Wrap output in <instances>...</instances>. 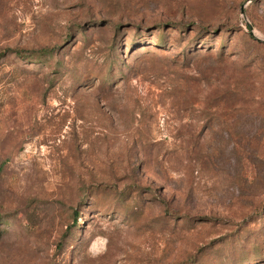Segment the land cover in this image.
<instances>
[{"label":"rangeland","instance_id":"1","mask_svg":"<svg viewBox=\"0 0 264 264\" xmlns=\"http://www.w3.org/2000/svg\"><path fill=\"white\" fill-rule=\"evenodd\" d=\"M257 37L264 0H0V264H264V130L222 110L264 109Z\"/></svg>","mask_w":264,"mask_h":264},{"label":"trees","instance_id":"2","mask_svg":"<svg viewBox=\"0 0 264 264\" xmlns=\"http://www.w3.org/2000/svg\"><path fill=\"white\" fill-rule=\"evenodd\" d=\"M44 51H46V50L44 49ZM44 51H42V52H44ZM2 55H3V53H0V57ZM241 91L242 90L239 87L235 88V87H232L230 84H227L226 88L224 89V98H225V95H228L230 92H232L231 96H233V97L236 96L237 101H238L239 96L241 94ZM248 103H249V101H248V99H246L245 101H243V105H240L236 108L235 102H234V104L227 105L226 107H222V110L226 109L227 112L228 111L229 112H237V113H240L241 115H243V114L247 115V117H249L250 119L251 118L257 119L261 123V129L264 130V109H261L260 107L259 108L247 107Z\"/></svg>","mask_w":264,"mask_h":264},{"label":"water","instance_id":"3","mask_svg":"<svg viewBox=\"0 0 264 264\" xmlns=\"http://www.w3.org/2000/svg\"><path fill=\"white\" fill-rule=\"evenodd\" d=\"M249 1H254V0H249ZM241 12H242V14L244 15L245 14V5H242V8H241ZM248 26H249V28L251 29V35H253V36H255V34H254V32H253V25L251 24V23H248ZM257 39L258 40H260V41H263L264 42V39H261V38H259V37H257Z\"/></svg>","mask_w":264,"mask_h":264}]
</instances>
